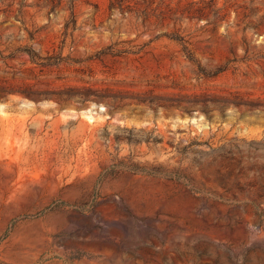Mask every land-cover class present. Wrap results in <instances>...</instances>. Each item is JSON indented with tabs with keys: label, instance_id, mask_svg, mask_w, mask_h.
<instances>
[{
	"label": "rangeland",
	"instance_id": "obj_1",
	"mask_svg": "<svg viewBox=\"0 0 264 264\" xmlns=\"http://www.w3.org/2000/svg\"><path fill=\"white\" fill-rule=\"evenodd\" d=\"M0 264H264V0H0Z\"/></svg>",
	"mask_w": 264,
	"mask_h": 264
},
{
	"label": "trees",
	"instance_id": "obj_2",
	"mask_svg": "<svg viewBox=\"0 0 264 264\" xmlns=\"http://www.w3.org/2000/svg\"><path fill=\"white\" fill-rule=\"evenodd\" d=\"M29 51V54H30V56H31V58L32 59H34L35 58V51H34V49H28ZM222 69H218V70H216V71H214V72H210L209 74L210 75H215V74H217L219 71H221Z\"/></svg>",
	"mask_w": 264,
	"mask_h": 264
}]
</instances>
